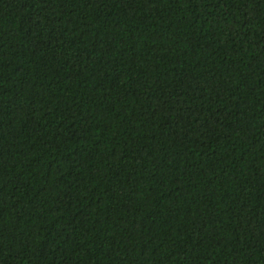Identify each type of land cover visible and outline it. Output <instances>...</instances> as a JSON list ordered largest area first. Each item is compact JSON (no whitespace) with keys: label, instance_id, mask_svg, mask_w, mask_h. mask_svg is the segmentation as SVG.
Instances as JSON below:
<instances>
[{"label":"trees","instance_id":"1","mask_svg":"<svg viewBox=\"0 0 264 264\" xmlns=\"http://www.w3.org/2000/svg\"><path fill=\"white\" fill-rule=\"evenodd\" d=\"M0 264H264V0H0Z\"/></svg>","mask_w":264,"mask_h":264}]
</instances>
